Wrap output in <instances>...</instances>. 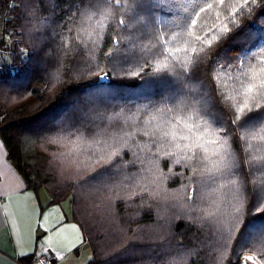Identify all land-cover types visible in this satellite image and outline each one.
<instances>
[{
  "label": "trees",
  "instance_id": "16d2710c",
  "mask_svg": "<svg viewBox=\"0 0 264 264\" xmlns=\"http://www.w3.org/2000/svg\"><path fill=\"white\" fill-rule=\"evenodd\" d=\"M3 2L0 138L27 188L70 201L85 264H238L244 252L264 264V108L232 124L243 73L264 67V0L234 16L225 0L194 28L214 0ZM221 21L227 32L212 27ZM185 123L203 137L196 165L175 147L188 141L171 138ZM217 137L236 182L220 213L206 202L226 195L202 165Z\"/></svg>",
  "mask_w": 264,
  "mask_h": 264
},
{
  "label": "crops",
  "instance_id": "0c3cea01",
  "mask_svg": "<svg viewBox=\"0 0 264 264\" xmlns=\"http://www.w3.org/2000/svg\"><path fill=\"white\" fill-rule=\"evenodd\" d=\"M44 196L41 200L27 188L0 138V264H24L22 257L34 254L33 264L42 253L53 254L57 264H85L91 258L78 260L79 247L88 246L79 226L58 204L48 205V193Z\"/></svg>",
  "mask_w": 264,
  "mask_h": 264
},
{
  "label": "snow or ice",
  "instance_id": "6c2138e0",
  "mask_svg": "<svg viewBox=\"0 0 264 264\" xmlns=\"http://www.w3.org/2000/svg\"><path fill=\"white\" fill-rule=\"evenodd\" d=\"M118 2V0H117ZM162 2H167V0H162ZM249 3V0H243L241 3V0H235V3H231L230 5H227L229 7L231 14L234 16L236 12H238L240 9L244 8ZM252 3H256V0H252ZM237 4H239V8H237ZM219 8L220 6H225V0H214L213 3H207L205 7H201L198 12L194 14V18L190 20V26L195 27L198 23V20L201 18V13H207L210 10H215L214 8ZM187 11V9H184ZM220 13L217 12V19L219 20ZM123 24V21H121ZM223 27H219L218 25H213L212 27H217L220 32H227L228 26L227 24H224L223 21L220 22ZM211 31V28L209 29ZM189 36H194L195 41L200 42L203 45L211 46L213 41H217L219 37L217 35H211L210 37L205 35L201 36L199 34H196L194 32L189 31ZM192 51L195 52L196 48L193 47ZM203 51V49H201ZM151 70L150 68L148 69ZM142 71H144L142 69ZM244 76L248 77V82L243 86V102L239 106L235 107V119L232 121L233 125H236L237 122H239L242 117L250 114L251 112L259 111L261 108H264V67H260L259 70H256V67L253 66L252 68L248 69V72L243 73ZM103 79V77H102ZM177 124L179 125V121H177ZM183 127L187 131V135H181L177 138L175 132L173 131L171 133V138L173 141H176L179 139L180 141H188V143H176L175 147L180 150L181 154L184 157V160L186 163L196 165L200 162V155L197 151L200 148H203V144L200 143V141L203 139L202 136L195 135L193 132V128L195 127L196 131L199 132L200 128L199 125H190L185 123ZM223 131V129H221ZM204 132L207 133L208 129L205 128ZM169 132H164L163 136L168 137ZM215 135V132L212 133ZM145 135H148L147 132H145ZM220 139V137H217V140H211L209 141L212 144H216L217 141ZM227 143V140H224L223 143L220 145V149L224 148V144ZM220 149L217 150V153L219 154V160L213 161L214 165H216L215 170L216 171H222L223 169H226L228 165L225 162V154L220 151ZM208 150L207 148H204V152L206 153ZM115 155V153H113ZM204 159H207V157H204ZM180 161L177 160V163ZM195 170V169H193ZM257 212L264 211V208H257ZM253 257L249 256L246 258L247 261H251Z\"/></svg>",
  "mask_w": 264,
  "mask_h": 264
},
{
  "label": "rangeland",
  "instance_id": "374dc122",
  "mask_svg": "<svg viewBox=\"0 0 264 264\" xmlns=\"http://www.w3.org/2000/svg\"><path fill=\"white\" fill-rule=\"evenodd\" d=\"M3 5H4V2H3V0H1L0 1V12L2 11ZM0 29H1V25H0ZM0 36H1V30H0ZM6 40L9 41V38L7 37ZM220 145L221 144H213L212 146H209L207 148L208 151L206 153L204 152V155H203V157H207V159L203 160V164H202L204 166L205 170L207 172L211 173V176L209 178V182L215 184V186H214V190L215 191H214L213 194H217L218 193V195L219 194L226 195L223 199H216V198L213 199L212 198V200L209 203L206 202L208 207H209V204L212 203L210 207H211V209L216 210L217 213H220L222 211V209H225L226 208L225 205L227 203L231 202L232 201L231 199H234V194L231 191V189L233 187H235V185H236V182H235V180L233 178H229V177L224 175L223 172H224L225 169L220 171L221 173H219V171L215 170L216 165H214L213 161H218L219 160V154H215L214 155V153H217V150L220 149ZM220 151L225 154V162H226V164L227 165H229V164L231 165L232 164V158L227 153L226 144H224V148L220 149ZM205 184L206 185L203 186V187H204V192L206 193L207 188L208 187L212 188V187L207 182ZM44 195H47L46 190L44 188H40L39 196H40L41 200H42L43 197H45ZM199 196H201V195H199ZM235 199H236V196H235ZM205 200H207V196H205ZM58 207L60 209V212H64V214H66V215H68L70 213V201L69 200H65L62 203L58 204ZM228 209H229V207L227 208V210ZM230 215H231V213L229 212V214H227V216H225V217L226 218L230 217ZM53 235H54V241H57L58 239L56 238V235L55 234H53ZM42 239H43V236H42ZM252 254L257 258V256L254 253H252ZM76 256H78V260L79 259L84 260V259L90 258L91 250H90L89 246H87V245L80 246L79 247V251H78V255H76Z\"/></svg>",
  "mask_w": 264,
  "mask_h": 264
},
{
  "label": "built area",
  "instance_id": "2783aa9c",
  "mask_svg": "<svg viewBox=\"0 0 264 264\" xmlns=\"http://www.w3.org/2000/svg\"><path fill=\"white\" fill-rule=\"evenodd\" d=\"M253 257L251 261H247V257ZM33 264H57L56 257L50 253H42ZM238 264H262L252 253L244 252L240 255Z\"/></svg>",
  "mask_w": 264,
  "mask_h": 264
}]
</instances>
